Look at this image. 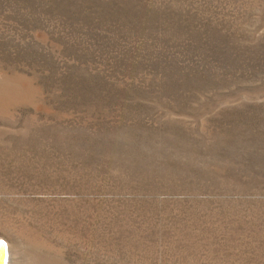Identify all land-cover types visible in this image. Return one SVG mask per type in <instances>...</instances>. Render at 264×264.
<instances>
[{"label": "rangeland", "instance_id": "1", "mask_svg": "<svg viewBox=\"0 0 264 264\" xmlns=\"http://www.w3.org/2000/svg\"><path fill=\"white\" fill-rule=\"evenodd\" d=\"M9 264H264V0H0Z\"/></svg>", "mask_w": 264, "mask_h": 264}, {"label": "bare ground", "instance_id": "2", "mask_svg": "<svg viewBox=\"0 0 264 264\" xmlns=\"http://www.w3.org/2000/svg\"><path fill=\"white\" fill-rule=\"evenodd\" d=\"M6 243V242H5ZM6 252H5V246H1L0 247V264H4V261H6L5 264H9L10 263V255H9V250L8 249V245L6 243ZM6 257V260H5Z\"/></svg>", "mask_w": 264, "mask_h": 264}, {"label": "water", "instance_id": "3", "mask_svg": "<svg viewBox=\"0 0 264 264\" xmlns=\"http://www.w3.org/2000/svg\"><path fill=\"white\" fill-rule=\"evenodd\" d=\"M5 246V252H6V248H7V246H6V243H5V241H3V240H0V247L1 246ZM5 260H6V257H5ZM6 263V261H4V264Z\"/></svg>", "mask_w": 264, "mask_h": 264}]
</instances>
